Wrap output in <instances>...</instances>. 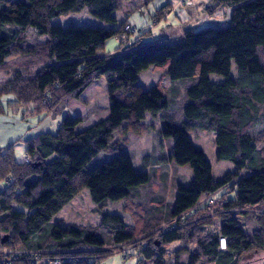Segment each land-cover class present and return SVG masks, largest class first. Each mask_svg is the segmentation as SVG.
<instances>
[{
  "label": "trees",
  "instance_id": "trees-1",
  "mask_svg": "<svg viewBox=\"0 0 264 264\" xmlns=\"http://www.w3.org/2000/svg\"><path fill=\"white\" fill-rule=\"evenodd\" d=\"M126 1L0 0V113H5L1 99L10 96L13 112L27 108L25 119L63 116L56 133L42 132L0 149V264H49L56 258L62 264H98L109 249L142 241L163 224L158 236L139 244L137 264H242L246 254L264 253V0H215L211 13L231 9L228 27L190 28L181 42L145 45L115 15ZM86 8L118 27L52 22ZM112 37L120 46L105 53ZM150 66L171 82L165 92L156 90L157 98L138 83ZM212 74L224 81L212 82ZM101 78L112 83L109 95L121 105L120 122L109 117L78 131L101 110L91 108L87 117H72L66 110ZM149 117L160 122L158 140L173 141L169 163L193 170L191 183L178 187L174 204L154 199L151 213L140 214V226L103 212L96 226L51 223L82 189L100 207L108 200H129L132 188L150 182L149 173H137L130 151L116 140L119 134L153 133ZM190 130L215 132L217 160L232 162L236 171L216 180ZM19 141L32 150L29 163L16 156ZM102 152L114 156L87 171ZM157 155L160 166L167 159L161 149ZM222 188L234 192V199L223 195L200 208ZM184 221L188 224L182 227ZM174 243L181 248L170 255Z\"/></svg>",
  "mask_w": 264,
  "mask_h": 264
},
{
  "label": "rangeland",
  "instance_id": "rangeland-1",
  "mask_svg": "<svg viewBox=\"0 0 264 264\" xmlns=\"http://www.w3.org/2000/svg\"><path fill=\"white\" fill-rule=\"evenodd\" d=\"M177 1L178 0H133L131 3L127 4V7L123 6L121 11H128L126 14H124L125 12L123 11L124 15L121 13L120 16H122V20H130L135 26L130 23H126V26L130 25L137 31H125L128 32L132 38H136V40L140 38L142 40V45L155 41L172 44L181 42L183 39V33L190 28L194 30H202L207 28H226L230 25V8H220L213 13L209 11L210 7L215 6V0H191L192 3L190 5L181 4L179 1L178 5L180 7H189L191 9L188 13L176 6ZM171 4L175 6L174 9L170 6ZM207 7L208 11L206 9ZM52 22L54 24H60L63 27H68L70 25L93 26L100 28L118 27L117 24L105 23L92 16L87 8L80 13L60 16ZM35 37V33L30 34V38ZM38 37L39 39L45 38V36L39 35ZM119 46L120 43L117 37H112L107 41L104 52H114ZM151 74L150 71H143L141 76V84H144L143 88L149 92L152 90V85H149V83L155 81V77L157 76H152ZM232 75H236L235 66L232 68ZM2 76H4V74H2ZM210 79L214 83H221L224 81L223 77L216 74L210 75ZM162 82H164V79ZM10 101V96H5L1 99V105L3 110H5V113H0V149L2 147H7L9 143L11 144V141H15L14 139L19 137L29 139L42 132L56 133L62 119L61 116H32L25 119L22 116L27 108L22 107L17 113H15L8 104ZM99 104L111 106L106 93H103L101 100H99V102L97 101V105H90L88 102H84L86 112H83L82 116L87 117L89 110L94 107L101 110V113L96 112L89 116L86 125H91L90 123L92 122L96 123L98 121L97 119L103 118L105 115L115 117L116 123L120 122V117L117 116L119 113L117 114L113 109L110 112L105 113L106 111L104 110L106 108L99 107ZM148 121L152 122L155 126L153 133L130 132L127 135L119 134L116 137V140L122 141L130 151L135 171L137 173H149L150 182L146 185L132 188L131 199H122L119 201L108 200L100 206L101 208L92 201L89 190L82 189L79 195L51 220V223H62L65 225L76 223L83 226H96L100 224L102 219L101 212H103L105 214L121 216L127 224L140 226L142 223L140 214H145L144 209H148V212L151 213L150 210L152 209V204L154 205V203H152L154 199L163 198L167 203L171 205L174 204L175 198L178 194V187L188 186L191 183L193 179V170L189 165L169 163L168 158L172 154L173 141L171 138H165L160 142L157 138V133L161 129L160 122L151 117L148 118ZM86 125L80 124L77 127V130H83ZM189 134L192 142L204 151L206 158L210 161L213 167V175L216 180L222 179V177L228 172L236 171V166L232 162L217 160L215 132L190 130ZM262 145L264 146V144ZM15 147L18 159L22 160L24 159L23 156L30 154L24 143H21L20 141ZM160 149L163 158L167 160L160 161V166H158L154 157H158L157 153ZM152 154L154 156H152ZM113 156L114 155L107 152L100 153L87 165L86 170H93L105 161H110ZM223 195L229 197V199H234L235 197L234 192L229 191L228 188H222L213 196V201L222 198ZM212 203L213 202L204 199L202 200L200 208L209 206ZM20 208L24 209L22 207ZM257 212L259 213L260 211ZM246 223H248V226L250 225V227L252 226V228H255L253 222L246 221ZM187 224L188 221H184L182 227ZM165 227L166 224L159 225L156 229L151 231V233L142 235L140 238L143 242L133 241L130 244L128 243L109 249V252L106 253L103 258H100V260L97 259L99 260L98 264H137L138 260L141 258L138 252L139 244H143L150 240V236H152V239L155 238ZM180 248V243H174L171 245L168 252L170 255H173ZM190 251H193L192 248ZM187 257V254H183L181 261L186 262ZM147 264H152V262L147 261ZM242 264H264V253L261 251L248 253L244 256Z\"/></svg>",
  "mask_w": 264,
  "mask_h": 264
},
{
  "label": "crops",
  "instance_id": "crops-1",
  "mask_svg": "<svg viewBox=\"0 0 264 264\" xmlns=\"http://www.w3.org/2000/svg\"><path fill=\"white\" fill-rule=\"evenodd\" d=\"M133 0H128V1H126L125 2V4H124V7L126 6L127 7V4H129V3H131ZM180 0H178L177 1V3H176V6H178V7H180L179 5H178V2H179ZM129 6V5H128ZM171 7H172V9H174L175 8V6H173V4H171L170 5ZM208 8V7H207ZM206 8V9H207ZM180 9L181 10H185L187 13H188V11H191V9L189 8V7H180ZM124 11V10H123ZM123 11H119V12H116V17L118 18V21L119 22H122V21H124V22H126L127 24L128 23H130V24H133L130 20H122V16H120L121 15V13H122V15H124V14H126V12L128 11V10H125L124 12V14H123ZM207 11H208V9H207ZM134 25V24H133ZM135 26V25H134ZM170 27H175V26H170ZM184 34V33H183ZM147 44V43H146ZM151 72L152 74V76L153 75H157L156 77H155V81H152V82H150L149 83V85H152V90L150 91V93L154 96V97H156L157 98V93H156V90L158 91V89L160 90V91H163V92H165V88L166 87H168V86H170V84H171V82H170V80L167 78V79H164V82H162V80H161V73H160V70L157 68V69H155L153 66H150V68H148L146 71H144V72ZM142 74H143V72L140 74V76H139V81H138V83L140 84V85H142L141 84V76H142ZM112 83L109 81V80H107L106 78H101V79H99V80H96V81H94L82 94H81V96H80V99L79 100H74V101H72L71 103H70V105L68 106V108H67V110H66V114L68 113L69 115H71L72 117H77V116H82L83 114V112H86V110H85V108H86V106L84 105V102H88L90 105L91 104H93V105H97V101L99 102V100H101V97L103 96V93H106L107 94V96H108V99H109V102H110V104H111V106H109V105H103V104H99V107H102V108H106L104 111H106L105 113H107V112H110L112 109L113 110H115L116 112H117V114L119 113V111H120V108H121V105L119 104V103H117L116 101H114V100H112L111 98H110V96H109V94H110V92L112 91V89H113V86L111 85ZM143 87H144V84L142 85ZM113 101H111V100ZM113 112V111H112ZM105 113H103V114H105ZM118 117H119V115H117ZM113 118L112 120H113V122L114 123H116V118L115 117H112V116H110V115H105V117H103V118H99V119H97L98 121H101V120H103V119H106V118ZM61 121H60V123L59 124H61V122H62V120H63V116H61ZM115 118V119H114ZM118 119V118H117ZM88 121V120H87ZM87 121H85V122H83V124H87ZM97 121V122H98ZM93 123V122H92ZM92 123H90V124H92ZM89 125V124H88ZM87 126V125H86ZM30 139V138H29ZM15 141H17V140H20V141H22V140H26V138L25 137H19V138H16V139H14ZM15 141H11V143L12 142H15ZM22 143V142H21ZM10 144V143H9ZM2 148H5V147H2ZM29 152H32V150H28Z\"/></svg>",
  "mask_w": 264,
  "mask_h": 264
},
{
  "label": "built area",
  "instance_id": "built-area-1",
  "mask_svg": "<svg viewBox=\"0 0 264 264\" xmlns=\"http://www.w3.org/2000/svg\"><path fill=\"white\" fill-rule=\"evenodd\" d=\"M180 3L181 4H185V5H190L192 2H191V0H180ZM125 30L126 31H130V32H133V31H137L135 28H133V27H131L130 25H127L126 27H125ZM24 157V161L26 162V163H29V161H30V159H29V156L28 155H25V156H23ZM210 202H213V200H211ZM220 244H221V249H225L226 248V239L225 238H221L220 239ZM16 255V254H15ZM12 258H15V256L14 255H11V258L10 259H12ZM9 259V258H8ZM63 259H60V258H56V259H53V260H50L49 261V264H62L63 263Z\"/></svg>",
  "mask_w": 264,
  "mask_h": 264
}]
</instances>
